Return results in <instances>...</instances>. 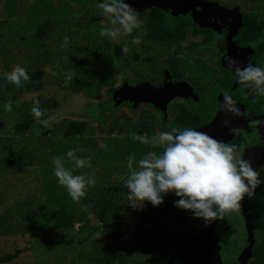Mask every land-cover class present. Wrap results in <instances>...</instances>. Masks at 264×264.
<instances>
[{"label":"rangeland","instance_id":"obj_1","mask_svg":"<svg viewBox=\"0 0 264 264\" xmlns=\"http://www.w3.org/2000/svg\"><path fill=\"white\" fill-rule=\"evenodd\" d=\"M103 2L0 0V256L18 251L0 264H182L177 261L179 255L183 251L189 254L190 249L183 250L167 231L192 238L196 249L186 255L190 258L187 264H214L205 236L209 223L176 207L179 197L174 192L164 195L159 206L145 202L133 212L125 208V182L130 174L127 157L134 153L133 167L138 168L144 155L162 149L151 144L145 148L134 136L140 130L152 137L176 129L166 119L170 108L166 104L172 95L177 96L173 91L179 92L178 84L188 89L186 74L201 73V67L196 68L184 51L183 60H171L179 63L181 75L173 74L170 60L164 62L163 58L157 64H164L169 73L159 71L154 83L142 85L147 79L144 74H150L152 68L141 56H165L173 47L160 41L142 42L146 12L150 7L160 9L169 29L183 15L204 29L191 11L198 3L207 10L230 14L238 24L243 11L263 14L264 0H125L142 24L132 33L114 38L100 34L102 28L118 27L102 14L98 5ZM206 17L212 18L206 13L202 19ZM42 23L43 36L37 37ZM191 29H186L188 42L205 36L202 31L194 35ZM136 37L139 44L132 43ZM203 52L208 54V63L214 62L212 50ZM16 64L30 76L20 87L3 75ZM209 81H216L213 73ZM141 91H147L146 95H140ZM158 92L164 95L165 105L156 103ZM51 98L58 104L46 119L38 120L32 108L38 101L43 111ZM9 101L11 112L5 110ZM67 121L75 122L78 134H65ZM25 122L30 124L22 131ZM76 149H82L77 151L78 157L91 156V168H77L67 157L68 151ZM54 157H63L65 168L74 175L87 178L96 170L95 184L85 189L86 195L79 201L69 196L54 175ZM251 197L245 196L240 209L248 244L233 252V235L228 237L230 264H250L252 247L264 236L263 230L253 236L248 209Z\"/></svg>","mask_w":264,"mask_h":264},{"label":"flooded vegetation","instance_id":"obj_2","mask_svg":"<svg viewBox=\"0 0 264 264\" xmlns=\"http://www.w3.org/2000/svg\"><path fill=\"white\" fill-rule=\"evenodd\" d=\"M157 9L164 26L165 32L175 33L172 37H152L148 35V23L151 18V10ZM192 13L198 17V22L205 26L204 29H199L198 25H195L194 21L189 15H183L178 18L172 25V29L165 27L163 19V13L156 7H150L146 12V25L145 33L142 42L147 44L151 41L164 42L167 46L172 44L171 52H166L165 56L155 55L152 53L141 56V60L150 63V70L144 74L147 78L142 85L148 87L154 83L152 80L158 78V72L163 73L171 72L175 75H181L179 69V63H174L171 60L177 59L183 60L185 58L184 51L187 58L192 61L196 66L201 67L200 74L189 73L186 74V80H188V89H184L182 85L178 84L179 80H175V84L179 86V92L173 91V94L178 93L184 95H172V101H168L166 106H170L167 111L166 118L168 121L176 127L177 130L183 131L186 128H192L197 131L208 133L218 141L235 144L238 146V155L241 159L250 160L253 168L259 173L264 172V96H257L252 94V90L245 85H242L234 77L233 71L226 59V57H232L239 61L241 65L247 66L249 64L253 66H264V13L258 15L255 12L246 10L239 16V23L236 24L233 17L228 13L218 12V10L212 8L208 9L203 6V3H198L191 9ZM170 14V11H167ZM207 13L208 17L202 19ZM202 14V15H200ZM235 25H238V29L235 30ZM190 26L192 33L198 35L202 32L205 36L202 38L195 37L192 41L185 39L186 29ZM189 47V48H188ZM187 48L188 51L185 49ZM191 49V50H190ZM204 49H210L213 51L214 62H207L208 54L203 52ZM165 58L164 62L170 60V70L160 67L157 63ZM196 63V64H195ZM213 77L215 82L209 81ZM149 75V76H148ZM208 76V77H207ZM170 77V76H169ZM207 78V79H205ZM183 84V83H182ZM182 87V90H181ZM147 91H141L140 95H146ZM162 93L158 92L156 96V103L165 105L163 102ZM229 95L235 102L236 107L240 109L241 116H235L232 114H225L221 108L224 95ZM180 96V97H178ZM225 121H230L231 128L240 129L239 135H233L229 126H225ZM206 127V128H205ZM146 130V128H143ZM166 132V131H165ZM140 135H146L144 131L140 130ZM151 137V136H147ZM145 148H149L148 144H144ZM163 149L159 150L161 153ZM158 153V154H159ZM258 167V168H257ZM257 168V169H256ZM256 193L252 195L248 202V209L251 212V222L254 227V237L257 235L259 228L254 224L253 210L251 209V202L253 198H256L259 194V186L256 189ZM227 217V218H226ZM240 221L241 225L238 227L237 222ZM244 217L242 212L231 211L225 213L223 220H215L214 225L208 224L206 239L207 246L214 255V264H230L228 252L230 246L227 245L228 237L233 235L232 241L234 248L231 251H235L239 247L245 248L246 228L244 227ZM232 232V234L229 233ZM167 235L180 242L181 248L184 250L190 249L189 254H193V248L191 237H184L180 233L171 231L166 232ZM248 235V234H247ZM250 235V234H249ZM258 242L254 243L252 247V259L250 264H253L255 248ZM188 252H182L179 255L177 261H181L182 264H187L190 260L186 255ZM188 254V255H189ZM219 255L221 262H218L217 256ZM199 256V254H198ZM233 257V256H231ZM231 259V258H230Z\"/></svg>","mask_w":264,"mask_h":264},{"label":"clouds","instance_id":"obj_3","mask_svg":"<svg viewBox=\"0 0 264 264\" xmlns=\"http://www.w3.org/2000/svg\"><path fill=\"white\" fill-rule=\"evenodd\" d=\"M98 7L112 24L118 25L114 30L102 28L101 35L114 38L127 35L139 28V20L135 9L125 0H104ZM139 37L133 39V44H139ZM64 46L68 38H64ZM127 52L128 49L125 48ZM234 77L239 83L252 90V94L264 96V66H244L232 57H226ZM4 77L11 84L21 86L30 76L19 64L12 67L11 72H5ZM71 79V75L67 76ZM32 108V114L38 120L44 115L39 102ZM221 108L225 114L241 116L240 109L234 100L224 95ZM5 110L12 111L9 101ZM51 119V118H50ZM41 123L47 124L42 120ZM231 122L225 121L230 127ZM233 135H239L240 129L231 128ZM135 140L151 144L154 148H162L161 153L149 152L134 168L135 154L127 157V167L130 174L125 182L128 189L129 206L133 209L142 208L145 202L153 206L164 203V195L174 192L179 199L175 206L193 212L195 218H202L206 223L223 220L225 213L239 211L241 201L245 196L251 197L255 189L264 180L259 179V173L253 168L250 160L241 159L238 146L218 141L206 132L186 128L183 131L173 129L171 132H159L152 137L136 135ZM82 149L70 150L67 157L74 161L77 168H91V156L81 158L76 155ZM54 175L58 182L66 187L69 196L79 201L86 195L85 189L95 184V169L87 178L85 175H74L64 166L63 157H54Z\"/></svg>","mask_w":264,"mask_h":264},{"label":"trees","instance_id":"obj_4","mask_svg":"<svg viewBox=\"0 0 264 264\" xmlns=\"http://www.w3.org/2000/svg\"><path fill=\"white\" fill-rule=\"evenodd\" d=\"M148 35L149 36H156V37H172L175 35V33H168L164 31V26L163 22L161 19V16L158 12L157 9H152L151 10V18L149 19L148 23ZM45 29V23L40 24L37 27V37H42L44 30ZM58 104L57 100L55 98H51L48 100V103L46 106L43 108V118L46 119L48 117V114L51 110V108L56 107ZM28 122H25L24 125L20 127V130L26 131L29 127ZM75 122L73 121H67L66 126H65V134L67 135H73V134H78L79 129L75 128ZM259 179L264 180V172H261ZM125 198L127 199V205H126V210L129 212H133L134 209L129 206V201H128V189L125 194ZM251 209L253 210L254 214V224L259 228V230L264 231V183L259 185V194L256 198H253L251 202ZM170 236V234H169ZM18 251H15L13 253H6L0 256V261H10L13 256L17 254ZM253 264H264V236L262 238V241L258 243L257 247L255 248V253H254V259L252 261Z\"/></svg>","mask_w":264,"mask_h":264},{"label":"water","instance_id":"obj_5","mask_svg":"<svg viewBox=\"0 0 264 264\" xmlns=\"http://www.w3.org/2000/svg\"><path fill=\"white\" fill-rule=\"evenodd\" d=\"M212 223V226L214 225V223H215V221H213V222H211ZM217 259H218V262L220 263L221 262V260H220V257H219V255L217 256Z\"/></svg>","mask_w":264,"mask_h":264}]
</instances>
